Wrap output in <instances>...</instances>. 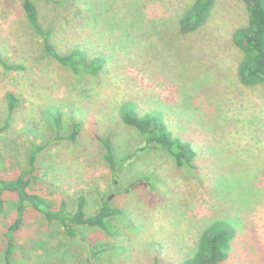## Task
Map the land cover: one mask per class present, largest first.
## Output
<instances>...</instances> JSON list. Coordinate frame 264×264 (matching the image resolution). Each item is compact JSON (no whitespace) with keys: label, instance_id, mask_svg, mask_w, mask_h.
Instances as JSON below:
<instances>
[{"label":"rangeland","instance_id":"1","mask_svg":"<svg viewBox=\"0 0 264 264\" xmlns=\"http://www.w3.org/2000/svg\"><path fill=\"white\" fill-rule=\"evenodd\" d=\"M195 0H63L41 2L42 26L53 28L61 52L78 47L101 56L96 75H74L44 56L42 39L26 21L22 0H0V116L11 93L19 104L0 134V175L28 168L35 155L30 191L48 203L67 204L83 194L87 209L111 190L101 139L125 159L121 188L146 180L129 194L111 197L123 213L99 229H77L70 238L58 224L31 215L16 236L13 264H87L85 243L97 251L93 264H183L205 228L217 220L236 227L227 258L220 264H264V85L245 87L237 78L242 53L232 35L248 21L241 0H216L199 30L182 35L178 22ZM139 114L163 113L174 138L189 142L195 169L167 153L143 146L125 126L119 108ZM58 116V125L54 116ZM77 123L76 140L68 136ZM59 132V134H58ZM132 156L128 159V156ZM13 218L0 213L2 234ZM84 240H82V239Z\"/></svg>","mask_w":264,"mask_h":264},{"label":"trees","instance_id":"2","mask_svg":"<svg viewBox=\"0 0 264 264\" xmlns=\"http://www.w3.org/2000/svg\"><path fill=\"white\" fill-rule=\"evenodd\" d=\"M247 9L248 21L246 26L238 28L232 35L233 45L242 53L243 59L237 68V78L245 87L264 85V0H241ZM47 2L62 6L63 0H22V7L26 21L32 30L42 39L44 56L56 60L61 66L74 75H96L102 71L105 64L104 57L93 55L78 47L67 52L59 51L53 42V28L46 29L39 19L38 4ZM65 2V0H64ZM216 0H195L182 14L178 22V30L182 35L192 34L199 30L211 16ZM5 70H14L17 67L1 60ZM19 99L13 94L6 95L4 100L5 118L0 116V134L9 128L10 119ZM1 112V111H0ZM121 122L137 132L143 141L138 153L149 150H160L171 156L180 166L195 169L193 165L195 151L189 142L174 138L166 124L163 113L153 110L139 114L137 106L126 102L119 108ZM55 124L58 125V116L55 115ZM71 133L68 136L58 135L54 140L63 139L75 141L78 134V124H70ZM59 134V132H58ZM103 146L102 158L110 170L111 190L109 194H98L99 207L94 212L87 209V198L80 194L73 203L67 204L64 198L53 203L46 202L39 195L30 191L29 181L34 176L35 155L43 147L32 145L33 153L28 161V168L21 169L16 175L4 178L0 175V213L6 209L13 212V218L2 234L4 264L12 263V253L16 249V236L20 233L25 222L33 214L40 216L48 225L58 224L66 235L74 238L77 229H99L110 235L109 222L121 218L123 213L111 203V197H118L131 193L138 185L146 180H138L121 188L118 178L122 171V162L113 151L109 138L101 139ZM132 156H128L130 159ZM236 236V227L229 220H217L210 223L202 232L196 243L191 257L186 258L183 264H220L227 258L231 242ZM82 239V238H81ZM84 240V239H82ZM91 244L85 243L89 256L87 264H93L105 248L93 250ZM155 264H158L157 260Z\"/></svg>","mask_w":264,"mask_h":264}]
</instances>
